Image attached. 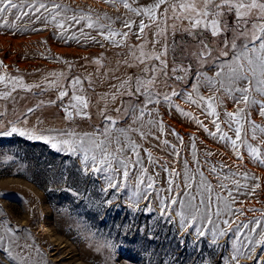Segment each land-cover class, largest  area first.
Wrapping results in <instances>:
<instances>
[{
	"label": "rangeland",
	"instance_id": "1",
	"mask_svg": "<svg viewBox=\"0 0 264 264\" xmlns=\"http://www.w3.org/2000/svg\"><path fill=\"white\" fill-rule=\"evenodd\" d=\"M13 2L18 9L0 18V76L22 86L12 91L11 83H0V94L11 92L0 103V224L11 229L0 227V264H264V245L253 248L245 239L258 240L264 231V163L243 143L264 154V133L256 130L253 140L248 127L251 122L264 128V97L254 96L258 103L245 108L239 93L216 91L202 79L215 77L217 65L230 60L234 39L237 45L244 42L236 38L235 10L221 9L222 29L213 36L203 25L193 28L187 19L173 18L177 0L161 4L155 20L143 9L158 0H125L128 8L119 0ZM40 4L46 8L36 11ZM141 46L145 53L166 49L161 60L167 75L160 71L161 60L134 58ZM152 67L155 74L145 72ZM153 75L148 91L159 103L146 104L136 82ZM193 85L199 95L215 97L216 115L208 114L206 104L188 101L189 95L196 98ZM173 91L179 95L171 96ZM74 93L87 103L79 114L70 106L76 103ZM241 108L244 129L234 148L236 124L226 114ZM12 127L56 139L45 143L7 135ZM222 133L231 139H222ZM81 137L85 147L94 148L90 140L103 141L111 165L99 164L101 150L85 160L78 147L73 152L62 143ZM186 171L191 188L185 187ZM243 224L249 227L237 233Z\"/></svg>",
	"mask_w": 264,
	"mask_h": 264
},
{
	"label": "snow or ice",
	"instance_id": "2",
	"mask_svg": "<svg viewBox=\"0 0 264 264\" xmlns=\"http://www.w3.org/2000/svg\"><path fill=\"white\" fill-rule=\"evenodd\" d=\"M113 2H117V0H113ZM120 3H123L125 8H128L129 5L125 2V0H119ZM166 0H158V2L150 7L143 9V12L145 15L149 17V19L155 20V10L160 7L161 4L165 3ZM18 5L13 2V0H0V18H4L6 13L11 12L14 9H18ZM34 7V5H33ZM59 7V6H56ZM41 8H46L44 4H40L38 7H36V11H39ZM227 8L229 11L235 10V16L237 18V26H236V38H242L243 43L240 45H237L235 42V39L233 43L231 44L232 54L230 57V60L228 62H222L217 65L218 71L215 73V77L209 78L206 76H203V81L210 86L212 89L216 91L223 90L227 92L229 95H232L233 93H239V101L242 102L245 105V108L249 107L250 105L257 104L258 101L254 98V96H260L264 97V0H177V3L172 4L171 11L172 16L176 20H183L187 19L189 23L192 25L193 28H196L198 26L203 25L206 29H210L213 36L218 35L221 32L222 25L220 23V17L222 16L221 9ZM27 14V13H24ZM139 14V13H137ZM165 16H167V10H165ZM20 16L17 15V19H19ZM55 18V17H53ZM210 18V19H209ZM241 25H244V27H241ZM250 25V27H249ZM62 26V25H61ZM130 27V25H128ZM89 27H92L91 24H89ZM146 25L143 23L140 24V30L143 32ZM175 27V25H173ZM224 28L226 29V24L224 25ZM160 32H157V35H160ZM110 35L115 36L118 35L117 33H110ZM127 35L126 33L124 34ZM107 38V37H106ZM205 49H207V45H204ZM228 47L227 42H225V48ZM210 55L211 53H207ZM134 55V58L138 59L141 63L145 62V59L148 60H161V56L166 55V49L165 52H162L160 54L156 53H145L143 51V46L140 47V55L138 57ZM205 53H201V57L203 58ZM222 56L227 57L229 53L227 51H224L221 53ZM161 64L163 67L160 69L161 72H164V75H167V73L164 71L166 68V63L161 60ZM157 69L155 67L152 68H145V72H151L155 74ZM176 71H187L185 69H173V72ZM62 75V74H60ZM201 76V74H198V77ZM177 79H184V77H177ZM155 75L152 76L150 79H138L136 82V92L143 94L146 96V104L147 103H159V100H153L152 94L148 91L149 87L154 83ZM0 83H3L5 87H8L9 83H11L12 87L11 90L15 91L16 86L20 84L22 86L21 81L12 82L9 78H6L5 76H0ZM80 81L74 80L72 82L73 88H75L77 85H79ZM127 83V82H125ZM217 85L219 87L217 88ZM193 93L196 94V98L193 99L192 95L188 96V101L191 103H203L207 105L208 109H211L212 111H209V115H216L213 100L215 97L209 96L205 98L202 95H199V87L198 85H193ZM132 94L131 92L129 93ZM9 95H11V92H5L0 94V98H7ZM65 92L60 93L59 98H63L65 96ZM179 95V93L173 91L171 93V96ZM171 96L168 94L164 95L165 101H170ZM72 100L76 103L70 105L72 108L78 109L79 114V107L86 108L87 103L83 100L82 97L76 95L75 93L72 96ZM146 106V105H145ZM243 108L237 109L236 113H227V117L233 121L236 124V127L234 129L236 139L231 140V143L234 148L237 147V141L241 140V132L242 129H244V125L240 122V116L242 113H244ZM29 111H32L31 109ZM67 113V109H66ZM144 112L143 109H141V116H143ZM67 115L70 117L71 113H67ZM260 115L264 116V103L260 104ZM112 123H115L113 121ZM215 123V121H213ZM232 125L229 124V128L231 129ZM248 127L252 129V139H257L256 137V130H259L260 132L264 133V128H260L259 125L252 124L249 122ZM216 129L217 132H222L220 125L216 123ZM13 133H18L21 136H27L30 139H41L45 143H49L51 141H54L55 137H42L37 136L31 132H26L21 129H17L16 127H12L6 134L12 135ZM69 135H72L69 133ZM215 135V134H213ZM127 138V137H126ZM222 139H231L230 137H227L226 133H222L221 136ZM62 143L67 147V150L69 151H76L77 147L80 151L84 152V158L85 160L89 159L88 153L93 152L94 150H101L103 155L99 158V164L100 165H111V157L107 154V150L102 148L103 141L96 142L90 140L89 143L91 145H94V148L92 147H85L84 146V140L83 137L80 138L79 141L76 142H70V141H62ZM243 143L248 147L250 155H252L254 158L258 159L260 163H264V159H262L261 150L257 147H253L250 144H247V140H244ZM264 143V141H262ZM51 146L53 148H57L58 145L55 142L51 143ZM133 151L135 152V145L132 146ZM138 155V153H137ZM149 158L150 154H149ZM91 159L94 163V165L97 162V156L92 155ZM125 167V171L123 173L125 179H127L129 173L127 171V165L124 164L123 161L120 162ZM187 167V166H186ZM94 171H98L99 169L94 167ZM212 171H215V169H212ZM174 175V173H173ZM201 176V184L202 186L209 192H211V185L204 183L203 180V174L200 173ZM149 183L148 187H152V179L151 177L148 178ZM190 177L187 174V171L185 173V187L191 188L192 184L189 182ZM143 182V176L138 178L137 180V189L139 190L140 184ZM171 184V181H169ZM110 187H115V184L109 185ZM239 186V185H238ZM223 187V185H221ZM137 196L140 195L139 191L136 193ZM187 195V193H186ZM194 199V197H189V203L190 206L193 208L194 212H199V208H197L194 204H191V200ZM222 199V198H221ZM176 201L173 200V203ZM184 202L181 201V206H183ZM201 205H203V200H201ZM225 207H228L227 204H225ZM230 211V209H229ZM178 215H181L178 213ZM217 216L220 215V212L216 213ZM193 219H195V216H193ZM183 220V216H182ZM209 222H211V219L209 217ZM223 223L225 225H228V221L224 220ZM257 228L262 227L261 221L255 222ZM0 227H4L6 232H11V229H8L6 227V222L4 224H0ZM248 228V224L238 225L237 229L235 230L237 233L240 232V228ZM251 232H256V229H251ZM198 235H203L204 233L200 231V229H197ZM220 235H225L223 231L220 232ZM259 236L258 240H252L250 237H245V239H248L249 242L253 245V248L256 245H264V231H261L257 233ZM233 259H236V257H233Z\"/></svg>",
	"mask_w": 264,
	"mask_h": 264
},
{
	"label": "bare ground",
	"instance_id": "3",
	"mask_svg": "<svg viewBox=\"0 0 264 264\" xmlns=\"http://www.w3.org/2000/svg\"><path fill=\"white\" fill-rule=\"evenodd\" d=\"M46 230V228H44L43 226H40V228H39V231H45Z\"/></svg>",
	"mask_w": 264,
	"mask_h": 264
},
{
	"label": "crops",
	"instance_id": "4",
	"mask_svg": "<svg viewBox=\"0 0 264 264\" xmlns=\"http://www.w3.org/2000/svg\"><path fill=\"white\" fill-rule=\"evenodd\" d=\"M5 98H0V103H3Z\"/></svg>",
	"mask_w": 264,
	"mask_h": 264
},
{
	"label": "built area",
	"instance_id": "5",
	"mask_svg": "<svg viewBox=\"0 0 264 264\" xmlns=\"http://www.w3.org/2000/svg\"><path fill=\"white\" fill-rule=\"evenodd\" d=\"M176 77H178V76H176Z\"/></svg>",
	"mask_w": 264,
	"mask_h": 264
}]
</instances>
